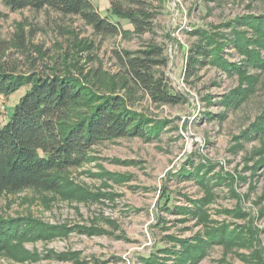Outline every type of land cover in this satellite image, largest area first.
<instances>
[{
	"label": "rangeland",
	"instance_id": "374dc122",
	"mask_svg": "<svg viewBox=\"0 0 264 264\" xmlns=\"http://www.w3.org/2000/svg\"><path fill=\"white\" fill-rule=\"evenodd\" d=\"M93 1L106 16L111 0ZM142 1L153 15L151 31L136 33L132 24L119 20L126 32L105 35L79 16L52 9L13 11L0 0V44L8 47L1 65L40 74L66 67L86 76L92 89L116 87L130 108L164 124L149 141L127 137L101 142L93 147L89 163L70 169L71 179L98 195L97 200L71 202L36 189L4 193L0 219H34L103 232L26 240L23 248L36 254L35 260L19 261L0 249V264H142L141 254L180 249L173 239L193 240L218 228L232 235V244L210 246L197 264H264V134L255 127L264 118V69L249 67L240 74L210 63L187 69L190 49L205 41L196 31L219 35L220 42L221 37L232 38L228 24L236 25L244 16H264V0ZM247 33L254 37L251 30ZM149 45L164 47L169 62L162 71L181 103L155 104L125 84L113 52ZM222 48L229 63H247L232 43ZM260 55L264 60V51ZM24 90L0 96V125ZM184 169L197 171L200 178L179 175ZM166 201L168 208L163 206ZM73 252L80 254L79 263L52 257ZM166 256V264H172L173 255Z\"/></svg>",
	"mask_w": 264,
	"mask_h": 264
},
{
	"label": "trees",
	"instance_id": "16d2710c",
	"mask_svg": "<svg viewBox=\"0 0 264 264\" xmlns=\"http://www.w3.org/2000/svg\"><path fill=\"white\" fill-rule=\"evenodd\" d=\"M4 3L13 11L52 9L65 16H79L98 34L125 33L119 20L132 24L136 33L153 28V15L143 6L142 0H111L106 16L93 0H4ZM228 26L232 27L234 37H221V42L219 35L196 31L205 41L190 49L187 69L192 71L199 63H210L240 74H245L249 67L264 69L260 55L264 51V16H244L236 25ZM239 27H247V31H239ZM248 30L254 33L253 38L247 36ZM231 43L247 58L243 67L222 57V47ZM2 44L0 58L8 49ZM113 56L126 78L125 84L142 91L153 103L177 105L182 102L181 95L170 89L162 71L169 62L163 46L149 45L147 49L134 52L115 50ZM87 80L86 76L66 67L53 68L47 74L17 73L9 70L5 63L0 64V96L9 97L27 88L13 109L7 112L6 122L0 125V197L6 192L36 189L58 193L71 202L97 200L98 195L71 179L70 169L89 163L93 147L101 142L127 137L149 141L159 136L164 127L162 122L130 108L127 98L117 93L116 87L107 84L92 89ZM2 114L0 104V116ZM255 127L264 134V118ZM105 175L110 179L120 178L114 173ZM179 175L200 178L197 171L185 169ZM168 204L166 201L163 206L168 208ZM71 232L101 234L103 231L82 226L49 225L34 219H0V249L10 252L19 261L35 260L34 255H37L23 248L24 241L68 237ZM231 236L226 229L218 228L193 240L176 238L173 241L179 243L180 249L164 248L149 255L141 254L139 261L142 264H166L164 258L169 254L174 257L172 264H197L210 246L231 245ZM52 257L80 262V254L75 252L53 254Z\"/></svg>",
	"mask_w": 264,
	"mask_h": 264
}]
</instances>
